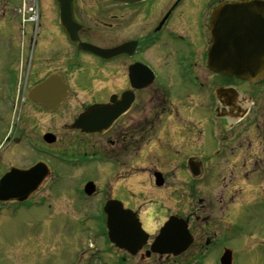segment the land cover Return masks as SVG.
<instances>
[{
	"label": "flooded vegetation",
	"instance_id": "obj_1",
	"mask_svg": "<svg viewBox=\"0 0 264 264\" xmlns=\"http://www.w3.org/2000/svg\"><path fill=\"white\" fill-rule=\"evenodd\" d=\"M232 1L71 0L72 43L56 0H36V22L22 18V0H0V184L11 173L14 189L0 202L2 224L6 212L33 219L58 203L74 212L58 216L104 219L105 203L117 201L146 239L134 254L108 244L110 261L264 264V79L229 78L210 64L212 12ZM92 106L104 113L95 133L82 132L76 122ZM180 106L190 107L194 137L180 127ZM159 150L172 160L140 169ZM131 170L144 172L151 196L172 188L176 211L144 195L143 219L126 185ZM169 217L184 222L189 244L174 237L175 253L159 254L153 244Z\"/></svg>",
	"mask_w": 264,
	"mask_h": 264
},
{
	"label": "water",
	"instance_id": "obj_2",
	"mask_svg": "<svg viewBox=\"0 0 264 264\" xmlns=\"http://www.w3.org/2000/svg\"><path fill=\"white\" fill-rule=\"evenodd\" d=\"M56 1L60 10L62 27L66 28L64 32L71 42H77L76 31L73 33L68 31V28L74 25L71 0ZM119 1L124 2L125 0ZM211 28L212 69L225 76L250 83L260 81L264 77V1L245 0L225 3L217 7L211 16ZM87 50L106 55V52L95 48ZM103 113L102 107L94 106L79 117L76 126L81 128L82 132L95 133L96 117ZM112 121L113 119L108 122L107 126ZM12 175L10 173L0 184V200L5 201L13 197L12 190L14 189L10 185ZM156 184L160 186L162 181L158 179ZM5 190L8 192L7 195L3 193ZM92 190V184L86 185L87 195H91ZM104 212L110 242L119 249L135 253L145 240L144 232L136 216L129 210H123L118 202H108ZM174 237H179L181 245L185 248L189 244L186 225L181 220L171 217L162 228L153 251L160 254H174ZM184 247H182L183 250Z\"/></svg>",
	"mask_w": 264,
	"mask_h": 264
},
{
	"label": "rangeland",
	"instance_id": "obj_3",
	"mask_svg": "<svg viewBox=\"0 0 264 264\" xmlns=\"http://www.w3.org/2000/svg\"><path fill=\"white\" fill-rule=\"evenodd\" d=\"M179 102L183 105L188 104V101L182 96H180ZM189 109V106H180L177 111L180 118L186 121L180 122V127L187 137H194L195 133L191 130L190 125L193 123L194 117L190 116ZM158 137L162 139L159 135ZM161 146L163 148L171 147L166 140L161 141ZM172 158L173 151L159 150L153 159H150L145 165L146 160H141L142 168L140 169L159 167L164 161H171ZM162 169L164 174L168 175L171 186L173 174H177L175 169L171 165ZM131 172L133 176L126 185H129L131 192L135 195L136 200L132 201L142 206L141 217L143 219L144 210L147 209L143 207L146 202L143 199L144 195L154 199L157 197V200L163 201L170 213L173 210L176 211V208L173 209L171 201L168 202L172 188L155 190L151 196L150 185L144 179V172L139 173L132 170ZM53 207L55 213L73 212V208L64 203L54 204ZM55 213L33 219H19L11 212H6L8 217L6 220L4 219L3 224L0 219V264H117L112 258L110 261V258L103 255L108 247L105 237L101 233L99 220H78L71 215L58 216ZM152 227L153 225L150 228ZM117 255L121 256L122 254Z\"/></svg>",
	"mask_w": 264,
	"mask_h": 264
}]
</instances>
